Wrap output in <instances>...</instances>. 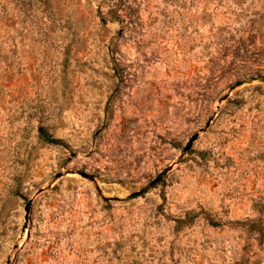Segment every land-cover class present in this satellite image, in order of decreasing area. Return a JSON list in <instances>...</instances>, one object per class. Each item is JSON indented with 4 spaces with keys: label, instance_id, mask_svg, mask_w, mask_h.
Returning <instances> with one entry per match:
<instances>
[{
    "label": "rangeland",
    "instance_id": "374dc122",
    "mask_svg": "<svg viewBox=\"0 0 264 264\" xmlns=\"http://www.w3.org/2000/svg\"><path fill=\"white\" fill-rule=\"evenodd\" d=\"M263 79L264 0H0V264H264Z\"/></svg>",
    "mask_w": 264,
    "mask_h": 264
},
{
    "label": "water",
    "instance_id": "95a60500",
    "mask_svg": "<svg viewBox=\"0 0 264 264\" xmlns=\"http://www.w3.org/2000/svg\"><path fill=\"white\" fill-rule=\"evenodd\" d=\"M263 81H264V79H263ZM196 137H197V135L195 134V135H193V136L190 138L188 144H187L186 147L184 148V151H187V150L190 148L192 142L196 139ZM160 178H161V175H159L154 181H152L151 184H153V183L159 181ZM31 204H32V200H29V201L27 202L26 206H25V217H24L25 222H24L23 227H22V232L25 231V229H26V227H27V225H28V221H29V212H30Z\"/></svg>",
    "mask_w": 264,
    "mask_h": 264
},
{
    "label": "trees",
    "instance_id": "16d2710c",
    "mask_svg": "<svg viewBox=\"0 0 264 264\" xmlns=\"http://www.w3.org/2000/svg\"><path fill=\"white\" fill-rule=\"evenodd\" d=\"M38 137L41 141L45 143H50L54 145L62 144L59 139H56L53 136H51L44 128H39Z\"/></svg>",
    "mask_w": 264,
    "mask_h": 264
}]
</instances>
